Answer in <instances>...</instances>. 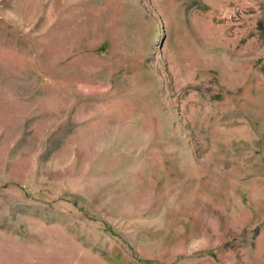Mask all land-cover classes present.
<instances>
[{
    "label": "rangeland",
    "instance_id": "rangeland-1",
    "mask_svg": "<svg viewBox=\"0 0 264 264\" xmlns=\"http://www.w3.org/2000/svg\"><path fill=\"white\" fill-rule=\"evenodd\" d=\"M0 264H264V0H0Z\"/></svg>",
    "mask_w": 264,
    "mask_h": 264
}]
</instances>
